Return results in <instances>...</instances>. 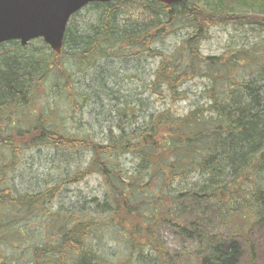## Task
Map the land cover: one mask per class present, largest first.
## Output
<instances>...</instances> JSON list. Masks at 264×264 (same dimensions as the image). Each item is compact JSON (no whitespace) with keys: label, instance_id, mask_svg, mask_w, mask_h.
Returning <instances> with one entry per match:
<instances>
[{"label":"trees","instance_id":"obj_1","mask_svg":"<svg viewBox=\"0 0 264 264\" xmlns=\"http://www.w3.org/2000/svg\"><path fill=\"white\" fill-rule=\"evenodd\" d=\"M131 1L90 4L99 17L83 31L71 26L82 10L76 13L61 54L44 42L45 50L30 49L33 42L0 46V212L9 206L26 218L64 216L52 226L50 240L33 248L27 264H104L85 247L100 228L126 231L130 260L155 254L160 264L167 251L158 230L165 222L199 242L200 264H257L259 239L264 241V15L210 12L200 0L172 6L138 0L131 15L126 9ZM122 13L130 17L123 24ZM229 25L249 26L261 35L246 47L205 55L211 30ZM177 27L190 33L172 51L156 50ZM140 54L157 60L151 89L161 100L173 107L188 101L185 86L202 79L203 101L183 115L173 108L158 111L131 129L127 112L134 110L119 105L120 133L111 129L106 144L69 132L52 95L60 92L59 101L73 116L89 98L76 89L70 68L87 71L113 57ZM24 117L28 120H20ZM40 146L89 153L86 168L62 183L95 177L104 193L96 208L94 199L82 205L81 215L75 209L54 214L50 209L61 184L34 194L4 190L10 185L5 171L15 169L24 150ZM128 156L134 158L130 169L123 162ZM189 208V221L171 220V210ZM209 212L227 233L200 230Z\"/></svg>","mask_w":264,"mask_h":264},{"label":"rangeland","instance_id":"obj_2","mask_svg":"<svg viewBox=\"0 0 264 264\" xmlns=\"http://www.w3.org/2000/svg\"><path fill=\"white\" fill-rule=\"evenodd\" d=\"M134 1L138 0H132V3H128L126 7L131 15L136 13ZM200 3L207 11L219 14L264 15V0H200ZM98 15V10L87 7L72 20L71 26H78L81 31L86 26L91 29L97 24ZM129 18L128 14L122 13L120 21L123 24ZM188 33L190 30L187 28L177 27L171 35L158 42L155 49L170 52ZM210 35V39L203 45V53L207 56H218L229 47L248 46L260 37L261 32L249 26L229 25L213 28ZM44 45L43 41L37 40L31 44L30 49L45 50ZM157 66V60L149 58L146 54L113 57L87 71H80L77 66H74L70 70L75 74V87L89 97L87 107L74 116L72 113H67V105L63 99L59 101L60 92L52 95L53 104L59 107V115L63 119L65 117L68 119V123L64 122L69 132L88 136L98 143L106 144L111 136V129L114 134L120 133L118 124L120 117L117 115L119 105L120 107L130 105V108L134 110V112H127L133 124L131 129L134 126H140L145 119L158 111L173 108L183 115L203 101L202 93L205 90L206 81L202 79L189 82L185 86L189 94L188 101L174 107L170 102L157 97L151 89L153 74ZM20 120L27 121L28 117ZM89 158L88 152H69L48 146L24 150L18 158L15 169L5 171L10 185L3 186V188L4 190L10 188L12 192L17 191L21 194H34L61 184L59 186L61 189L50 209L54 214L62 211L65 214L71 213L72 209L79 213L85 202L88 204L94 199L96 201L93 206L96 208V202L102 201L104 193L95 177L85 180L82 184L65 185L62 183L71 178L77 170H84ZM133 160L132 156L123 158L128 169L132 167ZM4 163L2 162V165ZM89 206L87 208H90ZM2 211V214L0 212V226L5 228H2L0 232V264L30 262L31 254H34L33 248L39 243H47L50 240L52 226L58 225L64 219V216L58 219L57 217L48 219L42 215L26 218L9 206H4ZM170 212L171 220L178 222L182 219L189 221L190 216L188 215L192 214L193 210L189 208L188 212H182L173 209ZM204 218L203 222L198 225L200 230L222 234L228 232V229L212 213L209 212ZM158 231L167 251L165 259L160 264H200L197 255L199 249L197 240L181 233L175 224L171 223H163ZM92 235L94 238H89L85 247L93 249L104 264H156L155 254L150 255V260L129 259L132 246L124 240L126 231L121 228H100L96 229ZM258 246L257 264H264V241L261 238Z\"/></svg>","mask_w":264,"mask_h":264},{"label":"water","instance_id":"obj_3","mask_svg":"<svg viewBox=\"0 0 264 264\" xmlns=\"http://www.w3.org/2000/svg\"><path fill=\"white\" fill-rule=\"evenodd\" d=\"M114 0H0V46L18 41L27 46L43 40L53 52L61 54L71 18L92 3ZM172 6L183 0H157Z\"/></svg>","mask_w":264,"mask_h":264},{"label":"flooded vegetation","instance_id":"obj_4","mask_svg":"<svg viewBox=\"0 0 264 264\" xmlns=\"http://www.w3.org/2000/svg\"><path fill=\"white\" fill-rule=\"evenodd\" d=\"M2 264H8V263H2Z\"/></svg>","mask_w":264,"mask_h":264}]
</instances>
